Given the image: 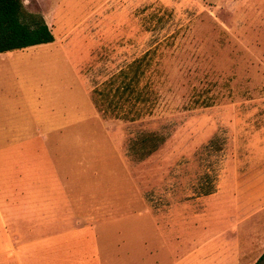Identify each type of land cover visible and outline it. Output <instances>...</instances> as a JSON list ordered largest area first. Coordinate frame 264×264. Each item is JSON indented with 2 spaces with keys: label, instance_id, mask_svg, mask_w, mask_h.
Returning a JSON list of instances; mask_svg holds the SVG:
<instances>
[{
  "label": "rangeland",
  "instance_id": "1",
  "mask_svg": "<svg viewBox=\"0 0 264 264\" xmlns=\"http://www.w3.org/2000/svg\"><path fill=\"white\" fill-rule=\"evenodd\" d=\"M21 1L54 41L1 63L0 169L35 184L0 186V262L264 264V0ZM146 52L149 100L105 108Z\"/></svg>",
  "mask_w": 264,
  "mask_h": 264
},
{
  "label": "trees",
  "instance_id": "2",
  "mask_svg": "<svg viewBox=\"0 0 264 264\" xmlns=\"http://www.w3.org/2000/svg\"><path fill=\"white\" fill-rule=\"evenodd\" d=\"M53 41L51 30L43 18L27 13L21 0H0V54ZM150 65L151 53L146 52L95 90L104 107H120L122 101H133L132 105L145 104L149 100L148 90L145 89L146 84L141 88L139 84ZM129 119L133 120V117Z\"/></svg>",
  "mask_w": 264,
  "mask_h": 264
},
{
  "label": "crops",
  "instance_id": "3",
  "mask_svg": "<svg viewBox=\"0 0 264 264\" xmlns=\"http://www.w3.org/2000/svg\"><path fill=\"white\" fill-rule=\"evenodd\" d=\"M7 53H10V52H7ZM12 55H10V56H8L7 54H5V53H1L0 54V68L2 69L3 68V65H1V63L3 64V62H5L6 61V59H8V58H10ZM6 69V68H5ZM5 69H2L3 70V72H4V70ZM21 99H22V97L21 98H17V99H14V98H6V96L5 95H2L1 96V98H0V110L1 111H9V112H11V111H16V108L17 107H19L18 105H15V104H12L11 103V101H14L15 100V102L16 103H19L20 101H21ZM31 99H35L33 96L31 97L30 95H29V93H28V96L25 98V100L26 101H28V102H30V100ZM33 109V111H35V108L33 107L32 108ZM12 134H10V135H6L5 136V138L3 139V140H0V142H2V143H7V142H13L15 139H13L12 138ZM38 136H40V137H45V135L44 134H38ZM8 137V138H7ZM28 140H30V139H27V141ZM46 139L44 138V139H42V142H44ZM20 171H22V170H19V169H17V171L15 172V170H13V172H12V169H0V172H1V174L4 176L1 180L3 181L2 183L0 182V186H3L4 188H6L7 190H9L10 188H13V187H15V188H23L24 186H29V185H31V184H35V183H30V181L31 180H29V179H27V178H23V177H16V178H11V177H8L10 174L12 175H15V174H17V176H19L20 174V176H22L23 175V173L26 171L28 174H30V172H28V170H23L22 172H20ZM33 171V170H32ZM57 175V174H56ZM18 178V179H17ZM17 181H16V180ZM54 181L57 179V182H58V178H57V176H56V179L55 178H52ZM18 181H20V182H18ZM23 193H21V195H22ZM20 195V196H21ZM26 204V202L24 203L23 202V200L21 199V201H20V205L21 206H23V205H25ZM4 237H6L7 238V235H6V233L4 234V236L3 235H1V233H0V238L1 239H3ZM1 242V241H0ZM6 243V242H5ZM89 244H90V246H92V239L90 238V240H89V242H88ZM21 249V251H20V253L22 254V256H23V258L21 259V261L20 262H17V263H13L10 259H8V254H10V256L13 254V253H15V252H13V246L11 247V248H7V249H5V251H4V253H2V254H4L5 256H6V262H0V264H51V259L49 260V259H46L45 257H43V255H46V254H52L51 252L49 253V252H46V251H44L45 249H43V248H37V249H35V252H31L32 250L31 249H29V248H25L24 246L23 247H21L20 248ZM62 252V251H61ZM60 252V253H61ZM31 253H34V254H36V258L34 259V260H28V258H27V255L28 254H31ZM63 254H66V253H64L63 252ZM39 256H41V257H39ZM48 261V262H47Z\"/></svg>",
  "mask_w": 264,
  "mask_h": 264
}]
</instances>
